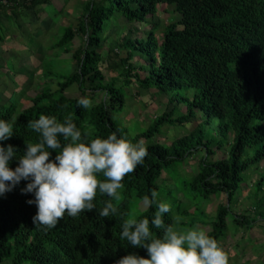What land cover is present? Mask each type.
<instances>
[{"label": "trees", "instance_id": "16d2710c", "mask_svg": "<svg viewBox=\"0 0 264 264\" xmlns=\"http://www.w3.org/2000/svg\"><path fill=\"white\" fill-rule=\"evenodd\" d=\"M51 2L0 0V41L5 39L1 31L4 20V30L9 19L19 22L21 29V23L27 21L25 13ZM165 7H173L176 20L157 34L156 16L159 8ZM111 18L143 24L149 30L143 38H134L129 32L114 43L120 50L118 54L109 47L103 55L108 29L105 22ZM38 19L33 16L32 21ZM77 36L84 45L72 54L76 70L63 77L55 90H38L23 109L19 102L0 105V119L16 118L15 134L3 143L12 144L18 149L17 155H22L26 144L39 138L29 121L41 114L55 115L60 120L70 115L88 139L106 138L116 131L133 142L147 141L148 155L142 165L125 176L121 196L113 200L117 214L99 215L103 201L109 197L98 192L97 209L77 217L65 215L47 231L33 224L36 206L26 203L32 195L20 192L27 183L21 181L0 197V264H115L130 252L147 258L144 249L120 240L123 220L137 209L143 195H150L152 189L159 191L158 180L163 173L171 172L178 163L202 150L205 155L200 158L196 174L186 183V191L202 199L222 195L208 233L223 247L229 204L246 171L264 160V0H90L76 28H65L52 48L69 53L65 47ZM110 54L117 61L108 68L111 77L106 78L100 65L110 60ZM137 58L140 64L135 63ZM119 80L123 81L121 85ZM132 82L141 90L155 88L173 94L170 102L175 103L172 111L156 117L149 128L134 136L114 119V112L123 109L125 87ZM73 86L78 88V94H67ZM99 92L107 100L104 97L93 102L91 109L78 105L82 96L94 101ZM176 107H183L185 112L178 113ZM197 113L203 121L187 135L169 142V146L151 142L161 128L189 124ZM16 163L12 161L10 167L15 168ZM99 178L104 179L102 175ZM178 198L179 202L183 200L182 195ZM155 210L153 205L136 218H151ZM190 211L182 213L190 215ZM164 220L173 224L172 210L164 214ZM232 221L241 228H250L255 222L242 214L233 215ZM196 224L204 223L193 220L185 225ZM153 231L160 232L155 228Z\"/></svg>", "mask_w": 264, "mask_h": 264}, {"label": "rangeland", "instance_id": "374dc122", "mask_svg": "<svg viewBox=\"0 0 264 264\" xmlns=\"http://www.w3.org/2000/svg\"><path fill=\"white\" fill-rule=\"evenodd\" d=\"M89 1L52 0L50 5L25 13L28 14L24 17L27 21H22L21 29H18L19 22L9 19L7 22L9 21L10 27L5 25L6 30H4L5 20L3 19L1 31L5 39L3 42L0 41V105L6 106L19 102L20 108L23 109L29 104V98L38 93V90L48 87H51L52 91L55 90L56 84L61 82L63 77L76 70L72 54L76 49L83 47L84 40L79 36L75 37L73 42L65 47L69 53H64L60 48L53 49L52 46L59 41L65 28H76L79 18L84 14L85 3ZM33 16L39 19L32 21ZM175 20L173 7L159 8L156 16V21L159 23L157 34H160L168 23ZM127 23L122 18H111L105 22L108 29L105 34L107 41L101 49L103 55L109 47L118 54L120 50L114 46V43L129 32L134 38H143L144 32L149 30V27L143 24ZM119 55L124 57L123 53ZM110 57L109 61H104L100 65L106 78L111 77L108 68L112 67L113 61H117L113 54H110ZM136 60V64L141 63L139 58ZM122 82L119 80L118 85ZM125 91L123 109L114 112V119L131 136L138 131L146 130L156 117L169 113L175 107V103L170 102L173 94L161 93L155 88L141 90L132 82L125 87ZM66 93L78 94V88L73 86ZM104 97L105 94L96 93L93 102L97 103ZM104 99L107 100V97ZM176 111L184 113L185 109L176 107ZM192 119L189 124L161 128L160 133L154 136L151 142L169 146V142L187 135L203 121L198 113ZM214 125L216 126V123ZM143 143L148 144L147 141ZM204 155L203 150L195 152L183 163H178L171 172L163 173L158 180L160 199L171 203L173 224L182 230L199 225L208 232L210 222L214 219L217 206L222 200V195L202 199L199 196L187 194L186 183L196 174L200 158ZM243 177L242 184L229 204L231 212L226 219L227 229L222 244L229 256V264H264V160L260 165L249 168ZM258 182L262 185L261 187L257 184ZM180 194L183 197L181 202L178 201ZM183 194L187 196L184 197ZM185 209L191 210L190 215L182 213ZM144 210L140 202L137 209L130 211L128 219L136 218ZM235 214L245 215L249 220L254 219L255 222L250 228L235 226L232 221ZM176 217L179 219L177 220ZM193 220L203 222L205 225L196 224L189 227L185 225L192 223Z\"/></svg>", "mask_w": 264, "mask_h": 264}, {"label": "clouds", "instance_id": "9594fccd", "mask_svg": "<svg viewBox=\"0 0 264 264\" xmlns=\"http://www.w3.org/2000/svg\"><path fill=\"white\" fill-rule=\"evenodd\" d=\"M78 105L84 109L94 106L86 96L78 100ZM15 119H0V197L26 181L20 192L32 195L26 203L36 206L33 224L45 231L55 228L65 215L77 217L97 209L98 192L109 197L103 201L99 215L117 214L113 200L120 198L125 176L142 165L148 155L143 141L133 142L116 131L106 138L88 139L72 116L60 120L55 115L41 114L29 121V127L39 134L38 140L27 143L18 156L15 146L3 143L15 134ZM12 161L17 162L15 168L10 167ZM160 195L156 189L143 195L141 206L149 209L155 205L154 214L151 218L124 219L119 233L121 241L144 249L147 258L130 252L115 264H229L221 243L204 228L197 225L182 230L166 223L164 214L172 205L162 201ZM154 228L160 232L154 233Z\"/></svg>", "mask_w": 264, "mask_h": 264}, {"label": "crops", "instance_id": "0c3cea01", "mask_svg": "<svg viewBox=\"0 0 264 264\" xmlns=\"http://www.w3.org/2000/svg\"><path fill=\"white\" fill-rule=\"evenodd\" d=\"M41 8V7H40ZM39 9V8H38ZM258 242H260V241H258Z\"/></svg>", "mask_w": 264, "mask_h": 264}]
</instances>
